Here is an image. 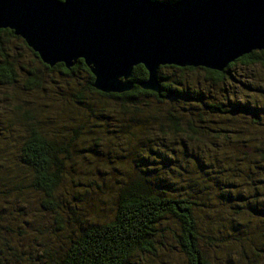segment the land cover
<instances>
[{
    "label": "trees",
    "instance_id": "16d2710c",
    "mask_svg": "<svg viewBox=\"0 0 264 264\" xmlns=\"http://www.w3.org/2000/svg\"><path fill=\"white\" fill-rule=\"evenodd\" d=\"M253 67L264 52L163 66L155 93L140 65L131 91L105 94L83 60L49 67L0 30V264H264Z\"/></svg>",
    "mask_w": 264,
    "mask_h": 264
},
{
    "label": "water",
    "instance_id": "95a60500",
    "mask_svg": "<svg viewBox=\"0 0 264 264\" xmlns=\"http://www.w3.org/2000/svg\"><path fill=\"white\" fill-rule=\"evenodd\" d=\"M0 30L49 67L83 60L99 92L131 91L141 65L148 78L139 86L159 93L160 67L221 72L264 52V0H0Z\"/></svg>",
    "mask_w": 264,
    "mask_h": 264
},
{
    "label": "rangeland",
    "instance_id": "374dc122",
    "mask_svg": "<svg viewBox=\"0 0 264 264\" xmlns=\"http://www.w3.org/2000/svg\"><path fill=\"white\" fill-rule=\"evenodd\" d=\"M253 69V70H252ZM248 71H253V72H255L256 74H257V76L259 77V79H262V77L264 78V70H261L260 68H250ZM243 72V71H242ZM250 83V82H249ZM252 83H254V85H255V82H252ZM261 102V101H260ZM264 112L262 111V121L264 122V114H263ZM86 144H88V143H86V142H80L78 145H82V146H84V145H86ZM87 147V146H86ZM169 255V254H168ZM162 261H164V262H166L167 264H184V262H183V260H181V258L180 257H176V256H173V255H169V256H164V258H163V260Z\"/></svg>",
    "mask_w": 264,
    "mask_h": 264
}]
</instances>
